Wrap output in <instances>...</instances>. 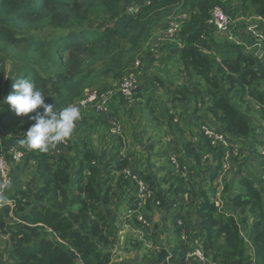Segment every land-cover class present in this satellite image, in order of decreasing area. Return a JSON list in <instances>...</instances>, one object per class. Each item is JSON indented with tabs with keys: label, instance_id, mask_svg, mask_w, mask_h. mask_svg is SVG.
<instances>
[{
	"label": "trees",
	"instance_id": "1",
	"mask_svg": "<svg viewBox=\"0 0 264 264\" xmlns=\"http://www.w3.org/2000/svg\"><path fill=\"white\" fill-rule=\"evenodd\" d=\"M130 3L140 7L126 12ZM178 5L188 8L190 16L182 22L176 36L167 39L182 44L180 71L184 81L170 85L156 76L165 96L175 104L205 105L220 126L215 128L232 140L254 136L263 149L264 63L243 49L224 54L228 50L210 20L215 6L226 10V0H0V149L7 157L13 149L22 151L25 165L35 163L40 179L38 188H17L3 198L0 239H7L8 261L0 258V264H114L113 248L120 242L124 224L144 230L143 240L131 237V247L141 249L147 246L146 241H153L157 226L153 216L177 205L182 186L175 182V187L172 182L171 189L165 190L151 175L131 169V156L123 153L125 135L121 133L115 136L107 165L99 163L98 156L87 148L78 153L74 175V164L68 156L70 142L60 144L59 153L52 147L46 152L29 150L19 142L24 131L35 123L30 117L43 109L17 116L2 100L13 91L12 84L19 78L34 82L44 93L45 103L54 105L57 111L80 100L87 89L100 93L111 89L112 84L136 71L137 56L146 53L157 25ZM242 8L243 12L253 11L264 19V0H243ZM97 17L110 24L92 26ZM258 38L264 51V32ZM156 50L153 46L146 54ZM115 102L126 107L130 99L118 92L111 100L109 113L93 108L84 112L93 110L107 115V124L116 127L119 119L114 115ZM250 102L256 106L258 123L238 107ZM146 107L154 121L155 109L150 102ZM109 119H115L116 124L109 123ZM169 123L173 127V117ZM203 137L215 153L214 169L207 186L191 180L189 198L196 205L207 264H264L263 175L253 179L240 174L232 183L226 181L222 194L230 206L221 208L216 204L217 190L213 185L221 184L226 148L214 147L204 133ZM184 142L200 166L205 154L192 148L186 138ZM163 155L170 165L163 178L165 183L179 174L172 162L174 155L169 150H164ZM175 156L184 168V156ZM234 159L237 156L232 153L231 167ZM126 169L149 184L152 195L145 203L140 204L138 183L126 177ZM11 200L14 207L8 203ZM174 210V232L166 245L152 248L149 255L130 263L189 264L186 254L197 247L196 239L189 232L186 239L182 238L184 228L188 231L191 225L185 226V217L178 208ZM140 213L151 227L143 226L138 219ZM179 218L183 219V226L179 225Z\"/></svg>",
	"mask_w": 264,
	"mask_h": 264
},
{
	"label": "crops",
	"instance_id": "2",
	"mask_svg": "<svg viewBox=\"0 0 264 264\" xmlns=\"http://www.w3.org/2000/svg\"><path fill=\"white\" fill-rule=\"evenodd\" d=\"M154 46L157 48L156 52L154 54L148 55L143 64L136 97L131 99L126 107H124V105L120 106L119 104L118 106H115L116 108L113 107L115 111L121 113L123 116L127 114L125 110L130 111V113L128 114H130L131 117L128 119V122H130V124H136L134 128H140V125H142L141 122H143V120L147 121L148 126L151 125L150 127H152L153 124L154 126L152 129L154 130V137L150 136L148 138V144H145L144 141L142 143L145 146L146 151L148 152L145 158L139 150H136L137 147H132L129 143H127L128 141L125 137V146L123 153L126 156H131V169L138 172H143L147 175H151L155 183L158 186L162 187V184L164 183L163 178L170 167L166 157L163 155L164 150H169V153L171 155H176L177 153H179L184 156L183 159L186 162L188 161L192 164V166L197 165L194 157L188 153V149L185 147L184 139L186 138L188 142H191L192 148L198 149L205 154L202 164L200 166H195L196 169L192 168V170L189 171H191L190 173L192 176H198L200 180V182L197 181L198 185L207 186L208 179L214 169L215 153L213 152V149L211 150V148L207 144V141L203 137L202 128L206 125L214 127H217V125L215 124L205 105L201 104L199 105V107H196L190 103L184 102L175 104L165 96L163 89L160 87L159 83L156 80L157 76L165 80L170 85L181 84L184 81L183 75L180 71V55L182 48L181 42L179 40H169L166 38L165 32H163L161 35L160 32H158L154 37ZM144 99H146V102L151 101V104L156 111V119H154V121L152 120L149 108L146 107V102L144 103ZM139 113H142L141 118L143 120L141 119V121L139 119L137 123H134L133 120L136 121L135 119L138 118ZM173 116H179L178 121L183 123V126L176 137L169 138L172 137V133L170 132L169 127L168 129H165V125L169 124L168 120ZM102 117L105 116L100 115L93 110L84 112L79 121H77L72 135L74 134L76 140H79L83 131L97 130L96 132H98L99 129H101L100 120L102 119ZM160 119H162V122L160 121ZM256 123H258V121ZM219 127L220 126H218L217 128ZM163 136H168V139L162 140ZM115 140L116 138L114 135L102 133L101 142L99 144H96L93 139V141L90 142L87 148L93 150V152L98 156L99 163L107 165L111 158L110 154L114 147ZM233 141L237 145H239V143L245 144V142L247 141L249 144V153L248 156L244 159L240 160L239 158L238 161L234 162L235 165L237 164V172L229 179H227V181L232 183L235 177L239 176L240 174L249 175L253 179L259 178L261 175H263L264 154L261 148H259L258 139H256L255 142L254 136H248L237 137L234 138ZM252 144L253 146H251ZM85 149L86 148H83V150ZM68 153L70 154L71 152ZM206 155H209V158H206ZM185 167L186 165L184 166V168ZM188 168L189 167H187V169ZM16 189L17 188L15 187L9 189L10 191L8 190L6 195L11 194ZM163 189L167 190L166 188H164V186ZM224 201L225 200H223L222 203H224ZM179 203L180 202L177 201V205L174 208H179L178 211L181 212L182 215L185 214L190 216V210L186 209V206L184 204L180 205ZM174 208L168 211L170 214H163L164 210L156 212L154 216L156 217V215H159L160 217L159 221L154 222L155 225H157L154 231V234L156 235L154 236V239H151L153 241L146 242L154 243L155 241L157 242L159 241V239H162V230L165 231L167 239L172 237L175 224L173 214L176 212ZM186 220L191 226H193V224L191 223L193 220L192 218H187ZM133 231L136 230L133 229Z\"/></svg>",
	"mask_w": 264,
	"mask_h": 264
},
{
	"label": "rangeland",
	"instance_id": "3",
	"mask_svg": "<svg viewBox=\"0 0 264 264\" xmlns=\"http://www.w3.org/2000/svg\"><path fill=\"white\" fill-rule=\"evenodd\" d=\"M227 2V7L226 10L229 13L230 17H231V24H230V28L228 29V31L226 32H219V39L221 41L222 46L224 47V49L228 50V53H224L226 55H230L232 52L234 51H239V50H245L251 54H254L262 63H264V51L261 50V40L258 38L259 35H261V32H264V19L258 17L257 15H255L253 13V11H249L247 13L243 12V8H242V3L243 0H226ZM138 7H140V4L138 3H130L127 5V7L125 8L126 12H130L133 8H135V10H138ZM183 14H187V18L190 16V11L188 8L183 7L182 5H178L177 7L174 8V10L171 13L165 14L163 16V22L160 23L159 25H157L156 32H160V35L165 32L166 26L169 24V22L173 21V20H178L179 22H184L186 19L180 20V16ZM103 24H110L108 20L106 19H102L100 17H97L96 19H94V22L92 23V26H99V25H103ZM162 32V33H161ZM154 31H153V35L150 38V40L148 41L146 47L147 49L145 50V52L147 53V50H149L150 48H152L154 46V35H155ZM41 35V34H40ZM234 46H238V47H242V48H235ZM144 54L143 56H137V58L139 59V61L142 62V66L141 69L143 68V64L147 58V54ZM230 53V54H229ZM136 58V60H137ZM135 65L136 62L134 61ZM135 67V66H134ZM140 68V66H139ZM154 70V69H153ZM120 81L114 83L111 85V89H115L117 88L118 84ZM90 90H95L96 89H90ZM136 97V94H135ZM146 99H144V103ZM119 102V101H118ZM133 103V102H132ZM119 103L115 102L114 103V108H116L115 106H118ZM147 104V102L145 103ZM150 105L151 107V101H150ZM239 109H241L242 111H244L246 114H248V116L250 118H252L255 122L258 120V116L257 113L255 111V104L250 102L249 104L246 105H238ZM125 110V109H124ZM126 111V115H122L121 113L117 112L114 110L113 114L118 116L117 119H119V126L116 127H110V125L107 124V115L105 117H102V119L100 120V128L98 132L93 131V130H88V131H83L81 134V137L79 140H76L75 135H71L69 137L70 140H68V144L70 142V146L69 147V151L71 152L70 154L68 153V156H70L74 166L72 168V173L75 175L77 173V169H78V153L83 150V148L88 147V145L90 144L91 141L96 142V144L101 142V138H102V133H107V134H112L114 136H117L118 133H121L123 135H125L124 137L127 139V143L130 144V146H134L135 148L137 147L136 150H139L141 152V154L143 155V157L145 158V156H147L148 152L146 151L145 146L142 144L143 141L145 144H148L149 140L148 138L150 136L154 137V130L153 128V124L152 127H150L151 125L148 126L147 121H144L141 117H142V113L138 114V118L135 119L136 121L133 120L134 123H137L138 120L142 119L143 122H141L142 125H140V128H134V126L136 124H130V122H128V119L131 117L130 111L125 110ZM84 114V113H83ZM82 114V115H83ZM81 115V117H82ZM104 116V115H103ZM99 117V116H97ZM178 117L179 116H173V127H171L169 124L165 125V129H168V127L170 128V132L172 133V137L169 138H173L176 137L179 132L180 129L183 126V123H181L180 121H178ZM144 118V117H143ZM113 119H109L108 122L112 121ZM141 120V121H142ZM160 121L162 122V119H160ZM109 122V123H110ZM169 122V120H168ZM168 130V131H169ZM13 131V130H12ZM11 131V132H12ZM151 132V133H150ZM161 137V136H160ZM168 136H163L162 140H167ZM76 140V141H75ZM125 140V139H124ZM77 142V144H76ZM256 142V139H255ZM254 142V144H255ZM249 144L246 141L245 144L244 143H239L238 145V155L237 159H234V161H238L239 158L240 160L244 159L245 157L248 156L249 153V148H248ZM253 146V144L251 145ZM82 148V149H81ZM252 149V148H250ZM62 151V147L60 148L59 152ZM57 152V153H59ZM13 152L11 151L10 154L8 155V161L10 162V168H11V175L13 177V182L10 186L9 189H12L13 187L15 188H28V189H33V188H38L40 186V179L38 178V174L36 171V164L35 163H31L29 165H25V154H24V158L22 161H16L13 159ZM177 156L180 154L177 153ZM74 158V159H72ZM78 159V160H77ZM240 162V161H239ZM187 167H189L187 169ZM237 164H234V167L232 165L231 169L229 172H227L224 175V183L221 184H214L213 188L216 191L217 190V194L219 193V191H221V199L222 201L224 200L223 197V190H224V184L227 181V179H229L231 176H233L237 171ZM186 168V169H185ZM182 168L180 170L177 171V174H179L181 177H178L179 175H177L173 181H168L163 183L164 188H166L167 190H170L172 187V182H176L179 186H182V189L180 190V194L178 197V201L180 202V205H185L186 209L190 210V216L188 215H183L185 217V219L187 218H192V224L193 226H190V230L187 231V233H191L190 236L200 240V227L198 225V217L196 214V205L192 204L191 200H190V195H189V188L191 187V180H193V184L194 182L196 183L197 181L200 182L198 176H192L191 175V171L193 166L191 163H189L188 161L186 162V167ZM176 175V172H175ZM192 177V178H191ZM181 180V181H180ZM180 181V182H179ZM198 182L196 183L198 185ZM176 183H175V187H176ZM209 184V183H208ZM207 184V185H208ZM8 189V190H9ZM10 191V190H9ZM8 192V191H7ZM6 192V193H7ZM216 194V195H217ZM227 196H229V192L226 194ZM228 203L225 200L224 203L221 202L220 207L224 208V209H228ZM179 209V208H178ZM163 214H170L168 211H163ZM182 215V213H181ZM239 217V215H237ZM154 222L159 221L160 217L159 215L156 217L153 216ZM182 221L183 219L180 218ZM240 220H242L241 216H240ZM185 226L187 224H189V222L187 220H185ZM187 223V224H186ZM184 225V223H183ZM123 225L121 226V230H120V242L113 248V262L114 264H120V262H123L124 264H132L130 263V261H134L135 259H142L144 258V256L147 254L149 255L151 253L152 248L155 249H159L161 247H163V245H166V241H167V235H165V231L162 230L161 234L163 236L162 239H159V241H157L156 243L154 242V244H151L149 242L148 247H143L141 249L137 248H133L130 245V239L131 237L133 238V240L135 238H139L140 240H143L144 234L142 232H137V231H133V229L130 226H126ZM243 227V226H242ZM130 229V230H129ZM187 230V228H185ZM244 230V229H243ZM6 240L5 238H1L0 239V258L3 261H8V257L7 254L5 253V248H6Z\"/></svg>",
	"mask_w": 264,
	"mask_h": 264
},
{
	"label": "built area",
	"instance_id": "4",
	"mask_svg": "<svg viewBox=\"0 0 264 264\" xmlns=\"http://www.w3.org/2000/svg\"><path fill=\"white\" fill-rule=\"evenodd\" d=\"M187 14H183L180 16V20L186 19ZM210 22L217 27L218 31L220 32H226L230 28L231 24V17L230 15L224 10L221 6H215L211 11V20ZM182 22H179L178 20H173L169 22L168 28L165 30V36L166 38H173L176 36L179 27L181 26ZM140 66V68H139ZM141 66L142 62L139 61V59L136 60L135 65V72H132L126 76L123 77V79L119 82L117 88L115 89H109L105 92H98L95 90L87 89L84 96L71 104H74L80 108L81 115L83 112L89 108H93L99 113H109L110 111V103L111 100L114 98L116 93L120 92L122 95H124L128 99H133L134 95L138 91L139 83H140V76H141ZM115 123V119L112 120V123ZM119 126V125H117ZM202 131L206 138L211 142V145L214 147H220L223 146L226 148L225 152V162L223 166V173L221 174L219 178V183H222L224 175L230 171L231 169V156L232 153L237 155L238 154V145L235 144V142L223 131L218 130L215 127L212 126H203ZM261 139L264 142V131L262 132ZM60 144L68 145V140H64L61 143H58L55 145V147H52V150L54 152H59L60 150ZM13 159L16 161H22L23 160V152L13 149ZM262 152L264 154V145ZM206 158H209V155H206ZM172 162L175 165L176 169L180 170L181 165L177 159V157L174 155L172 156ZM125 175L127 178H132L136 183H138L139 188V197L141 199V203H145L148 198L151 197L152 191L150 190L149 184L141 179L138 175L134 174L130 169L125 170ZM264 178V174L262 176ZM13 182V177L11 175V168H10V162L8 161V157L1 153L0 149V207L3 205V198L6 196V192L10 188L11 184ZM221 191L216 195V204L218 206L221 205ZM12 207H14V202L11 200L8 202ZM159 204V202H158ZM133 211H130L129 215H131ZM138 219L143 223L144 227H151L150 221L143 215L139 214ZM178 223L180 226H183V221L179 218ZM139 232V230H136ZM144 234V230L140 231ZM187 236V230L184 228V231L182 232V238L186 239ZM144 238V237H143ZM197 247H195L192 250H189L186 254V261L189 264H207L209 262V258L206 256L205 252L203 251L201 247V240L196 239ZM147 246L149 245V242H146Z\"/></svg>",
	"mask_w": 264,
	"mask_h": 264
},
{
	"label": "clouds",
	"instance_id": "5",
	"mask_svg": "<svg viewBox=\"0 0 264 264\" xmlns=\"http://www.w3.org/2000/svg\"><path fill=\"white\" fill-rule=\"evenodd\" d=\"M12 88L13 91L2 102L10 105L17 116L27 115L37 108L43 109L30 117L35 123L24 131L19 141L22 145H26L29 150L46 152L72 135L81 118L78 106L70 104L58 111L54 110V105L45 103L44 93L30 79H16Z\"/></svg>",
	"mask_w": 264,
	"mask_h": 264
}]
</instances>
